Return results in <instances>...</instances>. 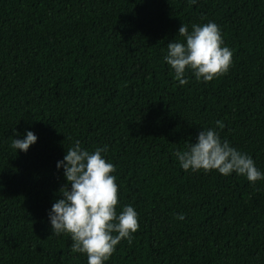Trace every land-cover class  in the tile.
<instances>
[{
  "label": "trees",
  "instance_id": "trees-1",
  "mask_svg": "<svg viewBox=\"0 0 264 264\" xmlns=\"http://www.w3.org/2000/svg\"><path fill=\"white\" fill-rule=\"evenodd\" d=\"M208 21L231 66L181 84L167 43ZM209 127L264 172V0H0V264H88L48 220L74 140L107 145L116 211L138 213L104 264H264V179L172 155ZM14 129L37 142L16 153Z\"/></svg>",
  "mask_w": 264,
  "mask_h": 264
},
{
  "label": "clouds",
  "instance_id": "clouds-1",
  "mask_svg": "<svg viewBox=\"0 0 264 264\" xmlns=\"http://www.w3.org/2000/svg\"><path fill=\"white\" fill-rule=\"evenodd\" d=\"M195 3V0H192ZM178 33L183 42L171 40L163 60L169 65L174 77L183 84L186 70H191L197 80L208 82L226 73L232 63V52L224 44L218 25L213 21L192 24L189 30L183 23ZM216 125L223 127L217 120ZM10 147L27 152L38 140L31 130H25L22 138L13 130ZM107 145L89 151L81 147L79 140L66 149L57 168L63 169L66 183L58 190L59 196L48 211L52 234L70 235L72 251L85 253L88 264H104L115 251V246L126 239L132 243V234L139 227L138 213L131 205H123L117 213L118 185L113 163L104 153ZM172 155L185 171L216 170L228 176L233 172L243 175L249 182L264 179L253 158L238 150L226 139H221L216 128H204L195 142L186 149H176ZM178 219H183L179 214Z\"/></svg>",
  "mask_w": 264,
  "mask_h": 264
}]
</instances>
